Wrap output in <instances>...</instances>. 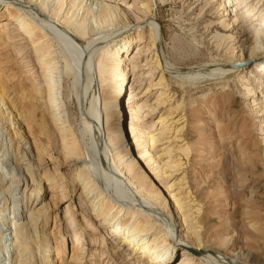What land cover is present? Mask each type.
Returning <instances> with one entry per match:
<instances>
[{
    "label": "rangeland",
    "instance_id": "rangeland-1",
    "mask_svg": "<svg viewBox=\"0 0 264 264\" xmlns=\"http://www.w3.org/2000/svg\"><path fill=\"white\" fill-rule=\"evenodd\" d=\"M63 1L60 21L72 19L71 29L83 22L86 33L85 38H80L79 42L77 37L70 33L67 37L74 42L73 45L71 42L64 44L56 39L53 43L52 48L54 47L56 52L62 51L64 54H60L66 56L72 67L71 71H66V68L62 71L58 70L60 73L54 68L51 69L52 79L56 80L57 86L54 99L45 96L44 91L43 94L36 93L35 100L30 102L20 95L22 90H27L33 83L39 91L44 89L40 70L36 69V66L32 69L30 65H35L36 61L35 56L32 57L29 53L31 49H28V46L9 45L7 48L9 56H3L6 57L7 64H1L2 76L10 92L9 97L12 98L14 111L19 117L16 120V116L12 115L5 121L0 120V264H13L14 249L11 245L14 237L13 209L20 208L22 201L23 221L30 225L33 221H29L26 214L31 209L35 211L39 206L37 204L39 196L32 201L28 191H24L22 200L18 198L21 196L22 184L37 183V175L45 171L46 174L55 177L56 185L51 187L48 182L44 184L45 190L41 199L42 203L47 204V211L30 225L37 236L36 239H30L33 263H48L43 259L44 245L48 244L55 248L53 253L55 263L58 260L61 264H125L124 259L99 245L101 240L108 245L114 239L112 237L104 239L105 231L101 227L97 226L98 234H91L83 229L87 220L89 225L95 223L91 215L92 211L88 210L89 197L93 193V196L98 193L106 198H113L114 191H110V185L104 179L102 172L108 163L110 170L115 174L113 190L116 189L127 201L137 200L140 204L148 201L146 196L142 197L127 179L119 177L118 171L121 166L118 167L113 162L112 146L106 151L99 149L92 122L94 115L92 106L95 112L100 111L99 125L104 142L114 129L111 108L104 104V101L113 94L108 83L114 85V82L111 83L108 77L112 69L105 70L104 84H107L102 87L98 79L99 73L96 72L97 67L103 64L104 55L113 51L115 41L117 42L124 34L135 31L139 24L136 21H140L143 17L147 18L148 13L146 14L143 8L147 3L150 5L148 20L140 23L139 28L145 33L148 26L155 29V36L159 40L157 59L160 68L156 66L153 52H148L150 49L143 47L148 42L144 36V41L137 43L135 49L146 55L142 57H139L141 54L134 55L136 60L132 61V64L129 59L135 51L133 49L127 61H124L126 70H129L127 74L129 78L126 90L122 94L127 93L131 97L127 102L134 103L123 112L125 130L130 138L128 121L132 117L130 115L132 110L129 109L139 105L142 107L141 113L147 114L151 110L150 106L156 102L158 90L165 92L164 96H167L165 99L169 105L166 109L175 108L173 120L182 117L176 127L177 129L182 126L180 133L173 138L171 134L173 130H171L167 134L170 137L166 139L169 143L163 145L156 143L155 150L152 151L147 145V137L154 132L152 130L155 127H159L155 123L158 115L150 111L149 117L143 116L137 119L135 123L137 130L133 131L134 139L138 151L144 156V165L146 164L153 177L151 181L146 179L147 185L150 186L152 181L155 182L152 189H156V193L159 192L161 199L168 192L170 194L176 192L172 190L175 186L168 187L171 181L163 174L164 167L161 164L166 158L155 160L153 157L156 153L162 152L158 151L160 148L170 144L173 158H179L181 163L178 170L180 173L176 179L184 178L182 183L185 192L180 194L185 196L187 201L192 202L191 212L197 209L191 218L196 219L202 248L224 255L223 261L226 262L220 263L213 258L204 261L205 264L232 262L264 264V89L260 92L251 87L256 81L263 82L264 77H252L250 67L255 62L245 61L251 53V45L259 41L254 42V28L260 26L261 18L264 17V0H243V5L246 3L247 6L226 16L222 15L224 8L221 6L222 0H127L126 6L130 7L122 11L123 13L116 8L104 12L108 15H101L98 9L87 11L88 2L86 6L75 3L74 8L70 5L73 0ZM104 1L121 4L123 0ZM51 2L55 3H53L55 9L59 7V3L56 5V0ZM229 6L235 7L230 4ZM249 6H254L255 9L247 17L246 13L243 14L246 17L243 26L248 25L250 16L253 15L255 18L257 14H262L259 19L253 21L254 28L251 27L249 33L247 32L250 40L246 43L244 40L241 41L243 30H240L239 23L243 18L235 21L237 25L233 29H222L220 22L233 20ZM2 8L0 4V11ZM88 29L91 32H87ZM120 33L123 34L114 37ZM83 46H86V51L81 54L79 63L76 48ZM245 46L247 48L244 50ZM258 46L261 47L262 44H255V47ZM15 48L16 50L20 48V53H17ZM24 52H27L29 57L25 58V54L21 58L19 54ZM30 59L31 62L28 63ZM57 61L61 66L60 60ZM111 61L103 65L112 66L116 63V59ZM61 63L63 64L62 61ZM142 63L147 65L141 66ZM12 64L17 67L11 69ZM126 64L130 65L126 66ZM133 65H135L134 69ZM81 66L84 68L83 71ZM162 72L164 79L161 84L157 80ZM85 77L88 78L89 83L92 82L96 93L92 94L89 91ZM147 86L149 89L145 91ZM3 107L5 106L2 105L1 108ZM15 112L13 113L16 114ZM29 113L32 115L37 113L42 118L41 127L28 118ZM61 132L65 139H60ZM63 140L71 143L77 151L74 160L64 153ZM79 169L87 174V186L90 185L88 189L76 184L77 181L73 184L74 187L72 186L71 181L76 179L74 175ZM171 200L165 199L167 202L165 214L172 213L177 218L178 214ZM116 205L115 208L118 206ZM131 212H124L123 217H118L116 221L125 220ZM152 214L153 226L159 230L155 238L160 240L167 236L170 242L175 244L174 246L181 247L178 243L179 232L174 230L173 236L171 234L174 223L171 222L168 227L162 218L156 217L153 212ZM67 215L72 216L70 219H74L76 228L81 230L83 235V239L75 246L78 256L74 261H69L68 251L61 250L64 237L67 236L64 230L66 223L72 221ZM44 233H48L46 239L43 237ZM153 235H149V238L152 239ZM146 238L148 239V236ZM67 243L72 245L70 238H67ZM181 254L182 252L179 251L168 262L178 264ZM68 261L72 263H67Z\"/></svg>",
    "mask_w": 264,
    "mask_h": 264
},
{
    "label": "bare ground",
    "instance_id": "bare-ground-1",
    "mask_svg": "<svg viewBox=\"0 0 264 264\" xmlns=\"http://www.w3.org/2000/svg\"><path fill=\"white\" fill-rule=\"evenodd\" d=\"M62 1L63 0H56V5L59 3V7L55 9V6H54L55 1L53 2L54 3L53 4L51 0H39L38 2H36V0H21L20 2L16 0H0V4L3 7L2 11H0V17H2L0 18V120L5 121L6 118H9L10 116L12 117V115L16 116V120H18V117H19V114H17L14 111L15 108L13 107V104H12L13 103L12 98L9 97V93H10L9 88L5 85V82H4L5 79L3 78L4 76H2V71H1V69H3L2 65L4 63L7 64V61L5 60H6V57L9 56V52H8L9 49H7L9 48V45H11L12 47L17 44L28 46V49L29 48L31 49L29 53L32 54V57L35 56V61H36L35 65L33 64H30V65L32 66V69H33V66H36V69L40 70L44 89L42 88V91H39L36 85H34L33 83V84H30L27 90L25 89L22 90L21 92L22 94H20L19 92V94L22 95V98L27 99L29 102L35 100L36 93L38 95L40 94V92L42 93L43 91H44L45 96L47 95L49 99H54V95H56L57 86L55 83L56 80L53 81L52 79L53 77L51 76L52 74L51 69L54 68L57 71L58 70L62 71L63 68H66L67 70L66 69L65 70L69 71L72 68L69 62L67 61L68 59H66V56L65 57L63 56L64 53L62 51L56 52V49H53L54 47L52 48V46H54L53 43L55 42V39H56L57 41L59 40L61 43L70 44L71 41L67 37L69 36L70 33L74 34L77 37L76 39L79 42L80 38L84 37L86 30L84 28L83 22L75 25V27L71 29L72 19L60 21L61 5L64 2ZM126 1L127 0H123L122 1L123 4L122 3L112 4L111 2L104 1V0L100 2L97 0H73L70 5H72L73 7L75 3L77 4L79 3L82 6L83 5L86 6L88 2L89 3L87 5L88 10L86 9L87 11L98 9V12L101 13V15H103V14H106L108 10L109 11L114 10V9L116 10V8L117 10H119V12L121 11V13H123L125 9H128L130 7V6H126L127 4ZM242 2L243 0H222L221 6L224 7L222 10V15L224 16L230 15V13L232 12H237L239 9H243L245 6H247V4L245 3L243 5ZM229 4L234 5L235 7L230 8L231 6H229ZM149 6L150 5H148V3L143 5V8H145L146 14L147 13L149 14V10H150ZM75 7L76 6H74V8ZM254 9H255L254 6L253 7L249 6L247 7L245 11H243L244 13L241 12L233 20H230L227 22L222 20L220 22L221 26L223 27L222 29L224 30H226V28L233 29V27L237 25L235 24V21L237 19L239 20L243 18V20H241V22L239 23L241 27L240 30L241 29L243 30L241 41L244 40L246 41V43L249 42L250 39L247 36V32L249 33L250 28L253 27V21L259 19V16L261 17V14H262V13L259 15L257 14L258 16L256 15L255 18H253V15L250 16V18L248 19V25L243 26L247 15L249 14L251 15ZM148 14H147V18L143 17L140 21L139 20L138 22L136 21V23L140 24L144 21H147ZM243 14H245L246 17H244ZM84 22L86 23V21ZM139 24L137 25L138 28L136 27L137 29L135 31L124 34L122 37H120L119 40H117V42L113 40L115 42L113 46L114 49L112 52L105 51V53L107 52V54L104 55L105 58L103 57L102 59L103 64L106 62L108 63L112 62L111 61L112 59L113 60L116 59L115 61L116 63L113 64L112 66L99 64V66L97 67L98 71L96 72L99 73L98 79L102 87L107 84V83L104 84L106 77L104 78L103 75H104L105 70L112 69V71L108 74L109 75L108 77L110 78L109 80L111 83L114 82V85L108 83L110 87L109 89L110 90L112 89L111 91H113V94L111 93L112 96L109 99H106L104 101L105 106L111 108V115L114 117V123H113L114 129L111 130V132L108 134L107 139L105 138L104 142L102 139L103 132L101 131V126L99 125L101 123V120H100L101 117L99 116L100 111L96 110L95 112L94 111L95 109L93 108V106H92V109H93L94 115L92 117L93 118L92 122L94 123L93 128L96 131V141L98 142V145L100 147L99 149H104V151H106L109 146H112V151H114L112 153L113 162L118 167L121 166L118 171L119 177L120 176L124 177L125 179L129 181L130 184L134 185L142 197L146 196L145 198L147 199L148 202L140 204L138 203L137 200L127 201V199L124 198L123 195L122 196L119 195L116 189L113 190V187L115 186V182L113 181L115 179V174L110 170L109 164L104 161L107 164H106V169L105 170L102 169L103 177L109 183L108 185H110V191L112 192L114 191L113 193L114 195H112L113 197L112 199L108 197L106 198L105 196H101L98 193L95 194L94 196H93L94 194L93 193L89 197L90 201L88 205L90 206L88 207L89 208L88 210L92 211L91 215L93 216V220L95 221V223L94 225L91 223L92 225L90 224L91 225L90 226L87 220L86 226H84L83 229L86 231H89L91 234H98L97 226L101 227L106 233V234L104 233V239L112 237L115 240L113 239L112 241H110L108 245H106L104 240H101L99 242V245L102 248L107 249L110 253L116 254L119 258L124 259L125 264H175V262L169 263L168 261H171L175 257V255L178 254L179 251H181L182 254L179 256L180 260L178 264H205L204 261H207V260L210 261V259H213V258L220 261V263L221 262L226 263L225 261H223L224 255H221L218 252L215 253V252H212L211 250L202 248L201 240L198 236L199 233L197 230L198 226H197L196 219L191 218V215L195 213L196 212L195 210L197 209L191 212V209L193 208L192 202L190 203V201L186 200L185 196L183 195L181 196L180 194V193L185 192V190H183L184 188H183V183H182L184 178L179 177L178 179H176L177 175L180 173L178 172V170L180 169L181 163H180L179 158H175V159L173 158L172 156L173 149L170 146V144H166L164 147L160 148L158 151H162V152L156 153L153 157L155 160L166 158V160H164V162H162L161 164L162 167H164L163 174L165 175L166 178H169V181H171L170 183L171 185H169L168 187L170 188V186L171 187L175 186V188L172 190H175L176 192L174 194H170V192H168L167 195L163 199H161L160 195H158L159 192L156 193L155 192L156 189L155 190L152 189L155 182L152 181L151 182L152 184L149 182L152 180L151 178H153L152 175L150 174L152 172H149V169L146 167V164L144 165V156L142 153L138 151V148H137L138 146L136 144V140L134 139L133 131L137 130L135 126L137 119L143 116L149 117V115L151 114L150 113L151 111V112L157 113L158 117L155 123L159 127L158 128L155 127L152 130L154 132L150 136L147 137V145L150 148L149 150L152 151L155 148L156 143H158V145H163L167 142L169 143V141H166V139L170 137V136H167V134H169L171 130H173L171 133L174 136L173 138H175L180 133L182 126L177 129L176 127L179 124V121L181 120L182 117H178L175 120H173L174 117H172V115H173V112L175 111V108L171 109L168 107V109H166V107L169 104L166 103L165 98H167V96H164L165 92L158 90V94L156 96L157 99H155L156 102L155 103L153 102V104L150 106L151 110L150 111L148 110L149 112L147 114L143 115V113H141L142 107L139 105H137L136 108L134 109L130 108L129 110H132V113H130L132 117L129 118V121H128V128L130 129L129 134H131L130 138L128 137L127 131L125 130V124L123 123V112H125V108L132 106L131 105L132 102L131 101L127 102L131 98L128 96L127 93L125 95L122 94L123 91L126 90V83L129 78V75H127L129 70H126L124 61H127V59L129 58V54H131L133 49L135 51L133 55H130L131 57L129 59L131 63L132 61L136 60V58H134V55L141 54L138 49H135V47L138 45L137 43H140V42L142 43L144 41L143 40L144 36H146L148 40L147 42L148 44L146 43L145 45H143V47L146 46L147 47L146 49H150L148 52L150 51L153 52V55H155L156 66L157 68H160V64L157 59V49L159 47V40L155 36L156 31L151 26H148V28L146 29V33H145L144 31H141L142 29L139 28ZM249 25L250 27L247 28V26ZM263 25H264V17L261 18V23L259 27H256V28L253 27L255 29L254 42L256 40H259L257 42L262 44L261 47L263 48L259 46L255 47V44L258 45V43L256 42L253 43L252 44L253 46L251 45L250 47L251 53L249 54L248 58L245 60V61L255 62V64L250 67V73L252 74V77L258 76V78L264 77V28H263L264 26ZM87 27L88 25L86 26V28ZM62 31H64V33H62ZM87 32H91V31H89L88 29ZM122 34L123 33L117 34L114 37H118ZM17 41H20V42L18 43ZM71 44L73 45L74 42L72 41ZM85 47L86 46H83L82 48L81 47L76 48V54H77L76 57H78L77 59L79 63H80L81 54L85 53L86 51ZM246 48L247 47L245 46L244 50ZM19 49L16 50L15 48L17 53L18 52L20 53ZM60 53H63V54H60ZM19 55L21 58L23 55H25V58L29 57L27 55V52H24L23 54H19ZM145 55L146 54L142 53L139 57H142ZM3 56H6V57H3ZM57 59L60 60L61 66L58 65L59 61H57ZM61 61L63 62V64L61 63ZM29 62H31V59L28 60V63ZM147 63L146 64L142 63L141 66L147 65ZM130 64H126V66H129ZM10 65L9 66L7 65V66L11 67ZM15 67L13 65V68L11 69H15ZM132 68L134 69L135 65H133ZM81 69L83 71L84 68L81 66ZM84 73H85V70H84ZM94 76L92 77L94 78ZM85 78L87 79L89 91L92 94H94L96 90H94L92 82L89 83L88 78L87 77ZM163 79L164 77H163V72H162L161 76L159 77L157 81H159V83L161 82L163 83ZM254 81L255 80L253 78V82ZM95 83L96 82H94V84ZM251 87H253V90L258 89L261 92V89H264V80L263 82L261 80L260 82L256 81V84L254 83L253 86ZM128 89L130 88L128 87ZM148 89H149V86H147L145 91ZM57 94H58V91H57ZM92 102L93 103L95 102L94 99L92 100ZM2 105H4L5 107L1 108ZM13 112H15L16 114H14ZM28 118L35 125H37L38 127H41L40 125L42 123L41 122L42 118L37 113L33 115L29 113ZM105 118H108V117H105ZM63 137H64V134L61 132L60 139ZM62 145H63V151L67 156L71 157L72 159L77 157L76 156L77 151L74 149L71 143L65 142V140H63ZM38 159H40V157ZM45 172H43L41 175H37V180H36L37 183H35L37 184L36 186L35 184H30V185L22 184L23 186H22V189L20 190L21 196L18 197L20 198V200H22L24 191L26 192L28 191V195L30 197L32 196V201H35L37 197L39 196L38 198L39 202L37 203L39 204V206L36 208L35 211L31 209L26 214L28 216L27 219L29 221H33L32 223H30V225L35 222L36 218L40 217V215H42L43 213H46L47 211V204L42 203V199H41L42 195L44 194L43 190H45L44 184L48 182V184H50L51 187L53 185H56L55 177L51 176L50 174L49 176ZM74 176H76L75 177L76 179H73L71 181L72 186L75 183V181H77L76 184L83 185L82 186L83 189H86V188L88 189L90 187V185L87 186L88 178L86 177L87 174L83 173V170L81 169H79L78 171L76 170ZM147 178L149 179L148 182L151 184L150 186L147 185V180H146ZM177 195L179 196L177 198H174ZM168 198H170V200L172 199L171 203L173 205V208H175L176 213L178 214L177 218H175V215L172 213L168 212L169 214L167 213L165 214V207H167L165 206V203H167L165 199H168ZM20 203L22 206V201H20ZM115 205L117 206L116 208H115ZM21 206L20 208H15L12 211L13 213L12 219L14 220L13 221L14 237H13V241L11 242V245L13 246V249H14L13 264H35L33 263V260H32L33 251L30 245V239H36L37 236L35 232L31 229L29 223L26 221H23L22 214L24 211L21 210L22 208ZM126 211H129V212L132 211V212L128 214L125 220H121L120 222H117L116 221L117 218L122 216L124 212ZM152 212L156 214V217L162 218L165 224L168 225V227L169 225H171V222L174 223V227L172 226V230L170 229L172 232L171 234L173 236L174 230H177L179 232L178 243H180L179 246L181 247L177 248L176 246H174L175 244L171 243L170 238L167 236H165L164 238L160 240L155 238L159 230L153 226L152 221H153L154 216ZM67 216L69 217V219L72 217L69 215ZM70 220L72 221L67 222L65 229H64L66 231L67 236L64 237V242L61 246V250L68 251L70 255L69 261L71 260L74 261L77 259V256H78L75 246H77L79 241L83 239V235H82V231L76 228L74 219H70ZM151 234L152 235L154 234L152 239L149 238V235ZM47 235L48 233L43 234V237H45L44 239H46ZM147 236H148V239L146 238ZM67 238H70V243L72 244L71 246L67 243ZM44 243H46L45 240H44ZM178 243H176V245ZM44 249H45L44 250L45 254L43 256V259L46 262H48L47 264H61L58 260H57L58 263L57 262L55 263L56 259H54V256H53V253L55 252V248H53L52 246H49L48 244H45ZM69 261L67 263H72Z\"/></svg>",
    "mask_w": 264,
    "mask_h": 264
}]
</instances>
